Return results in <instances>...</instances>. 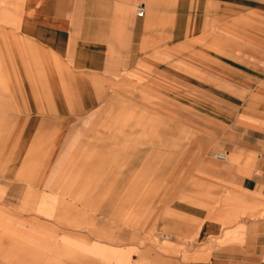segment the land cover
Returning a JSON list of instances; mask_svg holds the SVG:
<instances>
[{
  "label": "rangeland",
  "instance_id": "374dc122",
  "mask_svg": "<svg viewBox=\"0 0 264 264\" xmlns=\"http://www.w3.org/2000/svg\"><path fill=\"white\" fill-rule=\"evenodd\" d=\"M167 2L164 23L156 12L145 19L140 53L148 55L107 74L105 99L84 120L47 131L46 145L59 132L50 169L71 123L90 137L110 117L124 126L105 189L87 201L66 191L40 204L29 175L17 167L3 177L28 137L17 64L0 50V264H31V251L36 264H194L213 244L240 241L239 219L264 218V196L247 202L211 179L232 165L249 174L256 155L241 167L235 148L248 130L264 144V0H218L213 11ZM199 12L203 24L194 23ZM204 221L218 222L219 236L197 239Z\"/></svg>",
  "mask_w": 264,
  "mask_h": 264
},
{
  "label": "crops",
  "instance_id": "0c3cea01",
  "mask_svg": "<svg viewBox=\"0 0 264 264\" xmlns=\"http://www.w3.org/2000/svg\"><path fill=\"white\" fill-rule=\"evenodd\" d=\"M217 1L181 0L182 4L176 8H186L187 3L193 2L195 8L209 6L213 11V2ZM167 3V0H0V50L17 64L27 105L22 118L26 122L23 136L28 137L17 143L15 153L10 154L3 177L17 167V174L29 175L34 179L32 184L43 191L35 193L40 204L53 202L66 191H76L82 201L104 191L124 126L110 117L90 137L88 127H83L82 134H76L75 128L82 123L73 124L84 120L104 101L102 83L107 74L133 68L148 55L140 53L146 36L145 19L156 12L164 23L169 11ZM138 6H143L142 17L136 16ZM196 15L194 23L203 24L206 17L201 12ZM6 102V98L0 99L1 105ZM64 121L74 123L70 124L48 169L59 132L46 145L47 131L52 126L58 128L59 122ZM246 135L240 143L235 141V148H240L243 156L241 167L247 156L256 155L253 168L247 167L249 174L238 176L237 166L232 165L228 166L229 171L214 173L211 179L234 187L240 193L237 195L249 202V194L264 196V144L256 141L250 130ZM238 225L242 227L240 241H228L222 246L213 244L208 259L194 264H264V218H241ZM235 227L232 225L230 229ZM220 232L218 222L204 221L197 239L219 236ZM36 254L30 252L31 264H36Z\"/></svg>",
  "mask_w": 264,
  "mask_h": 264
},
{
  "label": "built area",
  "instance_id": "2783aa9c",
  "mask_svg": "<svg viewBox=\"0 0 264 264\" xmlns=\"http://www.w3.org/2000/svg\"><path fill=\"white\" fill-rule=\"evenodd\" d=\"M143 6H138L137 7V10H136V16L137 17H142L143 16ZM214 157L218 160H224L225 159V156L222 155V154H218V153H215L214 154Z\"/></svg>",
  "mask_w": 264,
  "mask_h": 264
}]
</instances>
